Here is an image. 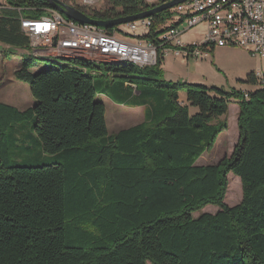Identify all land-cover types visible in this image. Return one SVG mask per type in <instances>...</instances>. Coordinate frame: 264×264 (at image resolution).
Masks as SVG:
<instances>
[{
    "label": "trees",
    "instance_id": "obj_1",
    "mask_svg": "<svg viewBox=\"0 0 264 264\" xmlns=\"http://www.w3.org/2000/svg\"><path fill=\"white\" fill-rule=\"evenodd\" d=\"M8 3L26 18L58 13L44 0ZM73 7L110 21L155 6L105 0L99 8ZM14 16L0 14V44L29 50ZM151 19L145 38L157 46L171 12ZM103 30L118 33L117 27ZM56 58L65 60L56 69L32 74L26 61L14 71L16 81L28 84L32 107L19 111L0 103V264H264V88L245 97L167 82L163 58L145 68ZM93 71L112 79L95 83ZM258 80L251 73L245 83ZM98 93L143 107L144 122L109 135ZM232 100L239 139L231 156L197 165L227 129L225 122L211 121L225 116ZM28 120L40 155L51 164L11 160V147L23 153L30 148L9 147L7 131ZM229 173L241 183L242 200L233 207L224 203ZM209 205L218 211L193 217Z\"/></svg>",
    "mask_w": 264,
    "mask_h": 264
},
{
    "label": "rangeland",
    "instance_id": "obj_2",
    "mask_svg": "<svg viewBox=\"0 0 264 264\" xmlns=\"http://www.w3.org/2000/svg\"><path fill=\"white\" fill-rule=\"evenodd\" d=\"M69 6L84 7L82 0H59ZM148 5H161L162 0H143ZM105 0H98L93 6L102 7ZM171 19L165 25L177 24L180 32L186 30V23L181 21L173 9L170 10ZM63 17V16H62ZM64 18V17H63ZM117 31L124 32L130 36H141L142 31L139 28L135 33L129 31L127 25L117 27ZM117 33V34H118ZM205 27L198 25L187 30L181 35V41L185 45L201 43ZM163 63V79L171 83H187L193 85H201L207 88L216 87L223 88L230 92L245 93L253 92L257 89L264 88V82H261L264 76V59L251 55L247 50L235 46L215 47L210 52L209 58L195 60H185L179 54L167 51L162 54ZM162 60V56H161ZM30 64V73L36 74L44 69H56L64 60L56 57H49L47 54L34 53L29 50H21L0 44V102L15 106L18 109H26L32 106V99L29 86L27 83L18 82L14 79L13 72L24 62ZM254 73L258 77V81L254 85L246 84V78L249 74ZM95 83H107L111 81V76L105 72L93 71L89 73ZM134 89V87H132ZM180 94L183 96L184 91ZM244 95V96H245ZM96 101L105 107V119L108 134H116L122 130L136 126L144 122V108L131 107L127 104L115 103L106 95L98 93ZM238 105L235 100L228 106L225 116L219 117L211 121L212 124L225 122L227 129L220 133L214 147L211 151L203 154L197 161V165H215L225 157H230L233 148L238 142L239 134L237 128ZM193 112V111H192ZM30 120L15 124L7 131L8 144L21 145L25 144L30 148L28 153L17 152L14 147L10 149V158L19 164H27L31 166H39L42 164L52 163L49 156L40 155V149L35 141L38 142L32 129ZM32 136V138H31ZM97 143V141L95 142ZM39 145V142H38ZM48 162V163H47ZM54 163V162H53ZM242 200L241 183L237 177L232 174L227 175V189L224 203L233 207L238 205ZM218 208L215 206H206L200 212L193 215L196 218L199 214L210 213L215 214Z\"/></svg>",
    "mask_w": 264,
    "mask_h": 264
},
{
    "label": "built area",
    "instance_id": "obj_3",
    "mask_svg": "<svg viewBox=\"0 0 264 264\" xmlns=\"http://www.w3.org/2000/svg\"><path fill=\"white\" fill-rule=\"evenodd\" d=\"M97 1L82 0V3L94 6ZM170 1L162 0V3ZM172 9L186 23V30L180 32L173 24L165 25L166 30L157 37L156 46L145 38L153 26L151 18L127 25L132 33L139 28L142 31L141 36H131L135 40L131 42L116 34L109 35L101 28L68 24L60 14L26 18L8 0H0V14L15 12L21 32L29 38V50L35 54L83 52L94 59L127 57L145 68L155 66L167 51L176 52L185 60L198 61L208 58L212 48L235 46L264 59V0H187ZM198 25L205 27L203 41L183 44L181 35Z\"/></svg>",
    "mask_w": 264,
    "mask_h": 264
},
{
    "label": "water",
    "instance_id": "obj_4",
    "mask_svg": "<svg viewBox=\"0 0 264 264\" xmlns=\"http://www.w3.org/2000/svg\"><path fill=\"white\" fill-rule=\"evenodd\" d=\"M44 1L47 2L49 5H51L54 9H56V11L61 16H63L64 18L68 20H71L80 25H87L91 27L105 29L108 27H118L121 25L130 24L132 22H136L139 20L151 18L152 16L158 13H161L162 11L171 10L176 5L181 4L187 0H172L170 2L162 3L161 5L155 6L140 14L128 16V17H122V18L110 20V21H97V20L90 19L88 16L80 12L75 7L66 5L59 0H44Z\"/></svg>",
    "mask_w": 264,
    "mask_h": 264
},
{
    "label": "bare ground",
    "instance_id": "obj_5",
    "mask_svg": "<svg viewBox=\"0 0 264 264\" xmlns=\"http://www.w3.org/2000/svg\"><path fill=\"white\" fill-rule=\"evenodd\" d=\"M53 14H59V13L53 12ZM66 23H68V24H76L75 22L70 21L68 19H66ZM47 55L48 56H55V57L74 55V56H79V57H82L84 59H87V60H89L91 62H109V61L110 62H128V63L134 64V65H136L138 67H143L142 65H140V63L138 61H136L134 59H128L127 57H105L103 59H94V58H91L89 55H86L83 52H58L56 55H53V54H47Z\"/></svg>",
    "mask_w": 264,
    "mask_h": 264
},
{
    "label": "crops",
    "instance_id": "obj_6",
    "mask_svg": "<svg viewBox=\"0 0 264 264\" xmlns=\"http://www.w3.org/2000/svg\"><path fill=\"white\" fill-rule=\"evenodd\" d=\"M116 35L118 36V37H120L121 39H125V40H128V41H131V42H134L135 40H134V38L133 37H131V36H129L128 34H126V33H124V32H122L121 34L120 33H116ZM214 50V49H213ZM209 58V57H208ZM164 59V58H163ZM64 62H65V60H64ZM13 74H14V72H13ZM258 76H261L260 74H258ZM14 77V76H13ZM262 77V80H261V82H264V76H261ZM1 103V102H0ZM1 104H3V103H1ZM33 104L34 103H32V106H33ZM6 105H8V104H6ZM9 106H12V105H9ZM31 106V107H32ZM12 107H15V106H12ZM16 108V107H15ZM30 108V107H29ZM18 109V108H17ZM26 109H28V108H26ZM26 109H18L19 111H24V110H26Z\"/></svg>",
    "mask_w": 264,
    "mask_h": 264
}]
</instances>
